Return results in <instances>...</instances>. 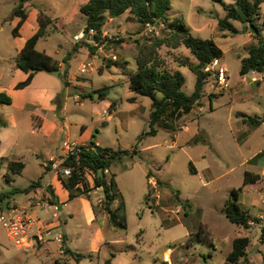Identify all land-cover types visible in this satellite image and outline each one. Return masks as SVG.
<instances>
[{"label":"rangeland","instance_id":"1","mask_svg":"<svg viewBox=\"0 0 264 264\" xmlns=\"http://www.w3.org/2000/svg\"><path fill=\"white\" fill-rule=\"evenodd\" d=\"M85 1L80 0L77 5L78 0H27L28 17L20 29L22 38L30 36L38 26L40 9L54 20L39 39L37 48L47 50L56 59L65 58L75 80L84 81L78 87L85 93L91 90L95 91L93 94L98 93L104 86L108 87L104 99L87 97L79 101L73 99L74 88L70 89L71 94L65 97V114L72 135L79 134L82 126H88L93 119H99L102 121L93 130L96 138L103 146L124 151L121 158L112 163L117 183L113 205L118 207L123 203L121 211L125 212L127 227L115 228V233L113 227L105 225L106 240L99 245V251H93L94 228L80 234L78 228L83 222L76 218L70 220L66 215L68 225L63 222L62 228L67 233L69 247L87 255L81 262L71 259L70 264H105L106 258H110V264H167L170 261L173 264H222L232 249L233 239L250 232L230 222L222 212L231 190H237L239 201L255 212L253 215L264 211V83L256 86L244 81L248 76L239 73L241 58L256 44L257 38L248 24L238 21L233 22L238 32L220 29L218 19L225 15V10L218 0H170L168 20L177 18L194 36L212 38L223 54L210 66L203 105L178 120L186 127L177 129L174 138V132L159 128L155 135L144 136L137 142L138 135L148 129L151 99L130 90L129 72L136 68L139 51L169 32L162 24L152 25V30L141 26L126 12L117 17L106 16L100 40L94 41L91 34L85 35V16L78 9ZM222 1L234 3V0ZM17 3L18 0L0 2L3 39L10 37L13 22L9 16ZM259 11L254 24L264 38V1ZM82 41L92 45L93 51L83 45L80 52L69 54L73 45ZM154 52L158 68L180 70L185 78L182 89L191 93L195 75L187 65L180 64L182 60L197 61L189 49L184 45L172 48L162 44L156 46ZM111 54H116L115 61L123 65L113 64ZM87 56L93 60L94 70L79 75L78 66ZM221 70L226 85L219 81ZM132 97L135 98L130 101ZM106 100L109 103L105 108ZM111 101H115L116 106L107 119ZM249 117H255L257 122H251ZM135 146H138L136 151L132 149ZM189 162L196 172L190 171ZM245 170L258 174L259 178L239 190ZM34 172L35 169L28 166L24 175L17 178L19 186H27L36 179ZM1 173L0 189L3 185L11 188L5 185ZM151 176L155 187L151 185ZM17 196L24 197L19 193ZM200 225L207 230L209 240H194L189 245V233L195 234ZM113 235L117 236L116 241L108 239ZM32 251L31 247L15 246L0 226V264H55L50 254ZM164 255H169L170 261ZM247 258L249 263L243 259L241 264H264V240H258L255 235L250 238Z\"/></svg>","mask_w":264,"mask_h":264},{"label":"trees","instance_id":"2","mask_svg":"<svg viewBox=\"0 0 264 264\" xmlns=\"http://www.w3.org/2000/svg\"><path fill=\"white\" fill-rule=\"evenodd\" d=\"M27 0H18L17 5L12 10V15L18 17V20L12 28V35H19V29L23 22L27 18V10L25 8V2ZM223 5L225 15L218 19V26L220 29H228L231 32H238V28L233 23L238 21L243 25L248 24L249 28L253 32V35L257 38L256 44L251 45L247 49V54L241 58V64L239 73L241 75L247 73L250 69H256L258 71L264 70V38L261 36L259 28L254 24V20L260 15V4L264 0H234V3L227 4L222 0H218ZM170 8V0H87L79 6V12L85 16V26L83 31L88 37L91 34V39L94 41L100 40V34L102 26L105 23L106 16L117 17L124 13H128L137 21L141 26L146 24L152 25H164L168 30L169 35H164L161 38H157L154 43L145 47L144 50L139 51L136 56V68L129 72V88L133 92L148 96L151 99V109L149 112L148 129L143 130L138 135V141L144 138V136L155 135L159 128L166 129L170 132H175L177 129H181L185 124H179L178 120L185 114L189 113L196 107H201L203 90L207 82L208 76L211 74L210 66L222 57L223 51L214 42L212 38H201L191 34L189 28L182 23L179 19L169 21L166 13ZM38 27L30 35L22 48L17 52L15 56V66L21 68L27 72L25 80L16 83L15 87L20 88L28 85L35 73L39 71L53 72L55 70L60 71V66L57 60L51 55L47 54L43 50L37 49L36 45L40 38H42L47 31V27L52 22V18L47 15L43 10H39ZM1 26V21H0ZM165 44L168 47L175 48L179 45H184L189 49L190 53L197 60L195 63L180 61L181 65H187L188 68L194 73L195 81L193 91L189 94L185 93L182 89L185 78L180 70L174 71L161 70L159 64L154 62L156 46ZM85 45L90 51H93V46L89 45L85 41L75 43L69 54H74ZM112 60V59H111ZM66 63L65 58L63 59ZM113 64H117L118 67L123 63L113 60ZM110 65V64H107ZM61 75L65 79L67 70H61ZM104 87L103 89H106ZM100 98H103L106 93L98 90ZM92 99V93L86 95V97ZM211 95H209L210 100ZM59 97L55 99L58 101ZM134 100V97L129 99ZM11 97L5 92H0V104H9ZM114 107V103H111L110 109ZM60 108L58 104L57 109ZM251 122H257L255 117H249ZM94 137V135H93ZM90 145H93V149L88 152L81 153V164L92 170L94 175V187H101V191L104 194V200L102 207L107 214L108 223L115 228L126 229L127 220L123 208V203L118 207H113L112 203L117 196L115 174L110 173L107 175L104 173L106 167L110 168L115 159L121 158L122 149H113L110 147H102L94 142L93 139L88 141ZM136 151V146L132 148ZM258 156L254 155L256 158ZM253 157V158H254ZM67 164V163H66ZM190 171L196 172V169L189 162ZM24 167L21 161H9L7 168L13 174H20ZM98 169H101L102 175H98ZM81 170V171H80ZM73 170L68 177L61 178L64 187L68 190L69 196L74 197L77 195L88 196L92 187L83 177L82 169ZM150 176V173H148ZM41 177L31 181L28 186L22 189H17L18 192H29L35 187L40 186ZM259 178L258 174L245 170L243 173L242 185L238 188L242 190V186L253 183ZM48 190L51 189L48 187ZM7 193L2 192L1 198ZM51 202L54 201V194L50 191ZM179 194V192H177ZM178 197V196H177ZM149 192L146 194L145 200L148 202ZM177 200H180L179 197ZM222 212L227 219L235 224L242 225L248 228V221L252 218L249 210L245 208L238 199V193L236 189H232L230 196L222 207ZM139 235V233H138ZM264 236V227L261 230V239ZM209 240V234L203 225H200L195 234L189 233L187 243L190 245L194 242ZM250 243V238L247 235L237 236L232 241V249L226 255L222 264H241L244 259L247 261V246ZM70 252L76 261L85 257L83 253L74 252L70 249H66ZM110 260L107 259L105 264H109ZM55 264H67L59 260L55 261Z\"/></svg>","mask_w":264,"mask_h":264},{"label":"crops","instance_id":"3","mask_svg":"<svg viewBox=\"0 0 264 264\" xmlns=\"http://www.w3.org/2000/svg\"><path fill=\"white\" fill-rule=\"evenodd\" d=\"M79 1L80 0L76 2L77 5L79 4ZM9 17L11 18L14 27L18 17L13 16L12 13ZM25 21L23 22L20 29L25 24ZM52 21L54 20L52 19ZM2 26L3 25L1 24L0 92L2 91L10 95L11 102L9 104H0V172L2 171L1 176L5 179V185L10 186L11 188L3 185L0 189V194L2 192L7 193L4 195L5 200L9 198L10 203H14L19 207L28 208L31 214L35 218L39 219L38 223L34 225L28 233L29 236H31V242L29 243L28 247L33 248L32 252L35 254L38 253L40 255L41 253L50 254L54 259V263L56 260H59L70 264L69 261L74 258L70 252H67L66 249H70L74 252L80 251L72 250L68 245L67 233L62 228L63 222L65 223V226L68 225V222L65 220L66 215L69 216L70 220L76 218L83 222V224L78 228L80 234L85 232L87 228H94V232L91 235L93 251L100 250L99 245L102 241L106 240L104 237L103 227L105 225H110L108 223L107 214L102 207L103 202H97L99 195L93 191H90L88 196L77 195L70 197L69 192L64 187L57 171L52 167V165L48 163V161L52 157H57L62 154L61 142L64 139L74 140L81 143H86L93 139L96 144L106 147L100 143L99 139L96 138V135H94L93 132L97 123H100L102 120L93 119L92 123L88 126L83 125L81 132L75 136L72 135L70 125L66 121L65 97L71 94L70 89L74 88L75 92L73 94V99L76 101L87 98L88 96L86 97V95L89 93H92L93 99V92L95 91L91 90L88 93H85L82 88L78 87L82 86L81 84L84 81L75 80V74L70 73V66L64 64V58L59 60L53 56L52 57L59 63L60 72L63 69L67 70L65 79L62 77V75L59 77L52 72L39 71L34 74L28 85L16 88V83L25 80L28 74L21 68L15 66V56L29 36L22 38L20 35V29L19 35L14 36L12 35L11 29V33L9 35L10 37L3 39L1 37ZM43 51L49 54L47 50L43 49ZM80 51L81 48H79L77 52ZM84 61H91L94 64L93 60L89 57ZM84 61L80 62L78 66L79 75H85L81 74L79 71V67ZM243 75L248 76V73ZM246 80L251 82L249 78L244 79V81ZM262 83H264V80L255 82L254 84L256 86H261ZM103 88L102 92L106 93V95L103 97L104 99L107 96L106 90L108 87L106 89ZM97 94L99 96H97L95 99L100 98V93L98 92ZM57 96L59 97L58 101L55 100ZM108 103L109 101L106 100L104 106L105 108L107 107ZM111 103H114V107L116 106L115 101L110 102L107 108L109 112L107 119H110V110L114 108H109ZM58 104H60L59 109H57ZM261 121H263V119ZM79 122L81 123L82 120H79ZM183 127H186V124L182 126L181 130ZM176 134V132L173 133V138L176 136ZM136 149H138V146H136ZM9 161L23 162L24 167L20 174H13L8 170L7 165ZM28 166H31L33 169H35L34 177H37L36 179L42 176L41 184L29 192H18L17 189H22L26 186H19L17 178L21 175H24ZM109 169L110 173L115 174L112 164ZM151 178L153 177L151 176ZM31 181H33V179ZM90 185L91 183L89 182V186ZM48 187L54 194L55 202H51V194L48 190ZM18 193L23 194L24 197L21 199L19 196H17ZM253 202H256V200L253 199ZM112 206L114 207L113 203ZM249 213L251 214V217L256 216L253 215L255 212L249 210ZM41 224L44 225L43 227L51 228L52 236L49 237L45 242L35 239V234L38 232L37 229ZM113 232L116 233L115 227H113ZM58 235L61 236V241L53 238L54 236ZM248 235L249 234L247 233V236ZM254 235L258 238V240L259 238L261 239V231H256L253 236ZM116 237L117 236L113 235V237L108 239L116 241ZM261 240H264V236ZM166 251L170 252L169 249ZM83 254L85 255L84 258H86L87 255L85 253ZM84 258L77 262H81ZM164 258L170 261L169 255L168 257L164 255ZM107 259L110 260V258H106L105 261ZM170 262L171 263L168 262L167 264H173L172 261ZM247 263H249L248 258Z\"/></svg>","mask_w":264,"mask_h":264},{"label":"built area","instance_id":"4","mask_svg":"<svg viewBox=\"0 0 264 264\" xmlns=\"http://www.w3.org/2000/svg\"><path fill=\"white\" fill-rule=\"evenodd\" d=\"M146 26L151 30L153 29L152 24H146ZM111 59L116 60V54H111ZM93 70L94 64L91 61H84L79 67L81 74H87ZM247 73L249 80L253 83L264 80V70L258 71L256 69H250ZM218 78L223 85H226V78L223 70L219 72ZM61 148L62 154L57 157H52L48 163L57 171L58 175L63 177L70 176L73 170L79 171L82 169L83 177L88 183H91V191L99 195L97 202L102 203L104 200V194L101 191V187H94L93 179L95 173L88 167L83 166L80 161L81 153L91 151L93 145H90L88 142L81 143L74 140L64 139L61 142ZM109 172L110 169L106 167L104 173L108 175ZM155 184V180L152 179L151 185L155 187ZM155 196L157 195L155 194ZM9 200V198L5 200L0 197V226L4 230L6 237L11 240L15 246L28 247L31 242V236H29L28 233L30 229L38 223L39 219L35 218L28 208L16 206L14 203H10ZM262 203L264 204V196L262 197ZM248 225V229L250 230L249 237H252L256 231H261L264 227V211L253 216L248 221ZM43 226L44 225L41 224L38 227L35 239L45 242L52 235L51 228ZM53 238L61 241V236L59 235L54 236Z\"/></svg>","mask_w":264,"mask_h":264},{"label":"water","instance_id":"5","mask_svg":"<svg viewBox=\"0 0 264 264\" xmlns=\"http://www.w3.org/2000/svg\"><path fill=\"white\" fill-rule=\"evenodd\" d=\"M52 73L59 76V77L61 76V72L59 70H55ZM97 96H99L97 93L93 94V98H96ZM98 175H102L101 169H98Z\"/></svg>","mask_w":264,"mask_h":264}]
</instances>
